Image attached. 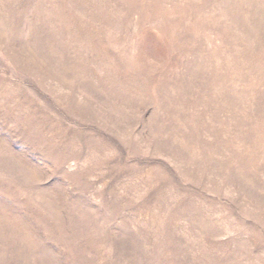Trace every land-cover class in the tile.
Listing matches in <instances>:
<instances>
[{"label":"rangeland","instance_id":"1","mask_svg":"<svg viewBox=\"0 0 264 264\" xmlns=\"http://www.w3.org/2000/svg\"><path fill=\"white\" fill-rule=\"evenodd\" d=\"M0 264H264V0H0Z\"/></svg>","mask_w":264,"mask_h":264}]
</instances>
